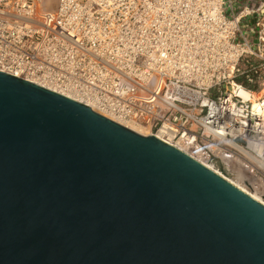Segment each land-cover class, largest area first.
I'll return each instance as SVG.
<instances>
[{
	"label": "water",
	"instance_id": "obj_1",
	"mask_svg": "<svg viewBox=\"0 0 264 264\" xmlns=\"http://www.w3.org/2000/svg\"><path fill=\"white\" fill-rule=\"evenodd\" d=\"M0 264H264V204L158 135L0 71Z\"/></svg>",
	"mask_w": 264,
	"mask_h": 264
},
{
	"label": "built area",
	"instance_id": "obj_2",
	"mask_svg": "<svg viewBox=\"0 0 264 264\" xmlns=\"http://www.w3.org/2000/svg\"><path fill=\"white\" fill-rule=\"evenodd\" d=\"M42 2L0 0V71L140 126L228 178L253 176L264 190V113L252 93L235 92L264 82L258 8L242 0H58L48 10Z\"/></svg>",
	"mask_w": 264,
	"mask_h": 264
},
{
	"label": "bare ground",
	"instance_id": "obj_3",
	"mask_svg": "<svg viewBox=\"0 0 264 264\" xmlns=\"http://www.w3.org/2000/svg\"><path fill=\"white\" fill-rule=\"evenodd\" d=\"M47 4V3H46ZM48 6V5H47ZM235 92H243V94H244V96L245 97H248L249 96V94L250 93H252V97H254L253 99H252V101H253V105H254V108L256 109V110H258V112H259V114L261 115L260 117L263 119V115L261 114V112H263L264 113V106H262V104L264 103V88L262 89V91L261 92H251L250 90H248V89H246L245 87H243V86H241V85H239L236 89H235ZM71 97V96H70ZM76 99V98H75ZM79 101H81V100H79ZM263 101V102H262ZM82 102V101H81ZM83 103H85V102H83ZM85 104H87V103H85ZM89 105V104H88ZM89 106H91L94 110H96L97 112H99V113H101V114H103V115H106V114H104V113H102V112H100V111H98V109L97 108H95L94 106H92V105H89ZM107 117H109V118H111V119H113V120H115V121H117V122H120V123H122L123 125H125V126H128L129 128H132V129H134V130H136V131H138V132H141V130H144L142 127H140V126H136V125H133V124H129V123H124V122H122V121H120V120H118V119H116V118H114V117H112V116H110V115H106ZM139 128V130H137L136 128ZM145 131V130H144ZM146 132V131H145ZM141 133H143V132H141ZM143 134H145V133H143ZM146 134H148V133H146ZM176 146H178V147H180V148H182L183 150H185L186 152H188L184 147H182V146H179V145H176ZM258 146V148H261V149H263L264 148V144H263V142H261V144H258L257 145ZM189 154H191L190 152H188ZM192 156H194L195 158H197L195 155H192ZM199 159V158H198ZM251 159L252 160H250L249 161V166H254V163H253V161H255V158L253 157V156H251ZM200 161H202L201 159H199ZM203 163H205L206 165H208L209 167H211L212 165H210L209 163H206L205 161H202ZM264 167V166H263ZM211 168H213V166L211 167ZM213 169H215V170H217L215 167L213 168ZM219 173H221L222 175H224V176H226L224 173H222L221 171H219V170H217ZM227 177V176H226ZM236 177V176H235ZM250 177H252V179L254 178L253 176H250ZM228 178V177H227ZM228 179H230L231 180V182H233L236 186H238L239 188H241L243 191H245V192H247L249 195H251L252 197H254L255 199H257L258 201H260V202H262L263 204H264V198H262L261 196H259L258 194H255V193H253L252 192V190L253 191H256V192H258V193H260L259 191H257L253 186H252V183L254 182V180H251V181H249V179H248V177L247 176H242V177H236V179L235 178H228Z\"/></svg>",
	"mask_w": 264,
	"mask_h": 264
},
{
	"label": "rangeland",
	"instance_id": "obj_4",
	"mask_svg": "<svg viewBox=\"0 0 264 264\" xmlns=\"http://www.w3.org/2000/svg\"><path fill=\"white\" fill-rule=\"evenodd\" d=\"M57 1H58V0H43V2H42V5H43V6H42V7H44L45 9H48V10H52V9L55 8V6H56V4H57ZM46 3H47V4H46ZM242 3H251V4H253L256 8H258V9L260 10V8H262V6L264 5V0H242ZM47 5H48V6H47ZM260 12H261L260 16H257V17H259V18H258V21H264V12L261 11V10H260ZM253 21H256V18L253 19ZM263 88H264V82L257 84V93H258V92H261ZM255 92H256V91H255ZM135 128H136V127H135ZM136 129L139 130V128H136ZM139 131H140V130H139ZM141 132H143V133L146 134V132H145L144 130H141ZM247 177H248L249 180L252 179V178L249 177V176H247ZM230 178H235V179H236V177H230ZM252 192L255 193V194H258L259 196H261L262 198H264V190H260V191H259L260 193H258V192H256V191H253V190H252Z\"/></svg>",
	"mask_w": 264,
	"mask_h": 264
},
{
	"label": "crops",
	"instance_id": "obj_5",
	"mask_svg": "<svg viewBox=\"0 0 264 264\" xmlns=\"http://www.w3.org/2000/svg\"><path fill=\"white\" fill-rule=\"evenodd\" d=\"M260 10L264 12V5L262 6V8H260Z\"/></svg>",
	"mask_w": 264,
	"mask_h": 264
}]
</instances>
